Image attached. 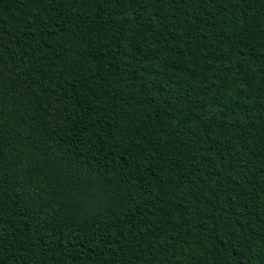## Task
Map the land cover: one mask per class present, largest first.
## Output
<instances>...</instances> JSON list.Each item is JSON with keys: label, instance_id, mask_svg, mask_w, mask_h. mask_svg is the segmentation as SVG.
<instances>
[{"label": "trees", "instance_id": "trees-1", "mask_svg": "<svg viewBox=\"0 0 264 264\" xmlns=\"http://www.w3.org/2000/svg\"><path fill=\"white\" fill-rule=\"evenodd\" d=\"M0 264H264V0H0Z\"/></svg>", "mask_w": 264, "mask_h": 264}]
</instances>
